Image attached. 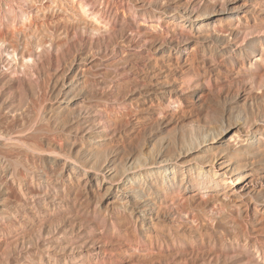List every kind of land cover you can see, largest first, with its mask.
Instances as JSON below:
<instances>
[{
  "label": "rangeland",
  "instance_id": "obj_1",
  "mask_svg": "<svg viewBox=\"0 0 264 264\" xmlns=\"http://www.w3.org/2000/svg\"><path fill=\"white\" fill-rule=\"evenodd\" d=\"M13 1L0 0V97L3 92L14 93L11 101L20 105L19 82L37 79L36 63L62 54L78 31L99 32L87 17L83 20L78 8L73 9L74 0ZM144 2H150L156 9L152 26L159 21L162 29L138 30L133 32V39L115 41L119 57L112 58L110 47L111 56L107 51L105 57L117 59L111 62L105 58L103 70L94 69L87 56L80 58L83 64L78 68L71 61H62L58 72L51 71L41 78L42 96L35 100L40 102L32 100L36 106H45L40 120L54 131V138L63 150L81 164L89 160L100 166L112 164L117 169L142 157L152 160L160 154L175 155L178 147L189 143L194 132L199 141L219 140L230 124L234 126L233 132L244 126L251 127L252 132H261L259 140L252 145L255 149L249 146L251 142L238 147L231 145L229 138H225L228 143L215 148L219 154L236 160V166L245 171L236 193L225 194L209 186L195 191L196 183L192 185L189 178L183 180L179 176L169 187L178 190L174 196L176 205L170 203L171 208L163 217L169 222L166 224L187 233L197 223L205 232L214 225L224 229L232 223L237 231H248L250 239L261 237L264 235V92L252 90L247 81L237 77L244 73V67L263 57L264 36L253 38L242 47L234 42L239 39L242 26L264 24V0H105V4H114L120 11L139 14L143 24H152L144 15L135 13ZM108 26L105 25V34L110 30ZM114 64L123 66L125 76L117 75ZM200 68L217 82L210 105L195 104L203 100H192L183 84L194 81L191 73ZM93 84L96 86L92 87ZM66 93L71 100L77 98L89 104L91 120L100 115L105 130L86 134L87 127H83L86 133H79L75 123L80 109L74 111L73 107L59 104ZM241 131L245 137H252V132ZM76 134L87 139L94 137L93 140L103 144L93 150L87 147L86 140L73 141ZM76 178L71 184L83 192L85 200L99 205L105 213L125 207L131 219L147 228V217L142 213L140 216L141 209L134 202L108 201L84 175ZM226 217H229L227 222Z\"/></svg>",
  "mask_w": 264,
  "mask_h": 264
},
{
  "label": "bare ground",
  "instance_id": "obj_2",
  "mask_svg": "<svg viewBox=\"0 0 264 264\" xmlns=\"http://www.w3.org/2000/svg\"><path fill=\"white\" fill-rule=\"evenodd\" d=\"M72 3L73 9L78 8L81 17L92 21L91 25H96L94 29L99 33L78 31L62 54L39 59L40 62L34 66L37 79L19 82L20 99L17 100L20 105L11 101L14 93L3 92L0 97V264H264V235L250 239L246 234L248 231H237L232 223L224 229L214 225L211 231L206 232L197 223L187 233L182 228L166 224L169 222L163 219L171 208L170 203L176 205L174 196L178 190L169 187L179 176L183 180L190 179L192 185L196 183L195 191L206 186L225 194L238 189L245 171L236 166V160L219 154L215 148L228 143H225V138H229L231 145L236 147L247 142L248 145L251 142L249 146L253 147L261 132H252L251 127L245 126L233 132L234 126L230 124L220 134L219 140L199 141L193 129L189 143L175 148V155L160 154L152 160L142 157L117 169L112 164L100 166L89 160L81 164L63 150L54 138V131L51 132L49 126L41 122L40 115L45 106L33 103L42 96L40 80L51 71L58 72L62 61H71L78 68L83 64L80 58L87 56L94 69L103 70L107 58L105 52H109L110 47L113 48L112 58L119 57L115 41L134 38L133 32L138 30L162 29L159 21L158 25L152 26L157 14L150 2H144V6L136 9L135 13L144 15L152 24H143L139 14L120 11L114 4H105V0H74ZM106 24L110 25V30L105 34ZM257 36H264V24L255 27L244 25L234 44L242 47ZM59 51L61 53V49ZM134 51L144 53L142 50ZM109 53L111 56V51ZM262 54V58L244 67V73L237 77L247 81L252 90L260 92H264V46ZM115 64L113 69L117 75L125 76L123 66ZM191 76L194 81L183 82L184 87H188L189 97L203 100V103L195 104L210 105L217 82L202 68L195 69ZM6 94L10 95L9 98ZM68 94L59 104L80 109L81 114L76 117L79 120L75 123L80 128L79 133H84L85 127L88 130L86 134L105 130L100 113L92 121L90 105L77 98L71 100ZM241 130L252 132V137H245ZM74 136L73 141L83 143L86 140L87 147L93 150L103 144L93 140L94 137ZM79 175H84L90 184L97 185L108 201L125 199L131 204L134 202L141 209L140 216L142 213L147 217V228L140 227L131 219L125 207L105 213L99 205L85 200L83 192L71 184V180ZM178 209L184 211L180 207ZM228 218H225L226 222Z\"/></svg>",
  "mask_w": 264,
  "mask_h": 264
}]
</instances>
